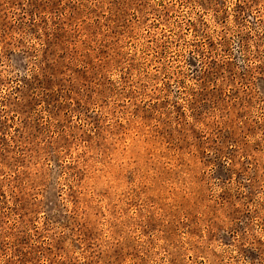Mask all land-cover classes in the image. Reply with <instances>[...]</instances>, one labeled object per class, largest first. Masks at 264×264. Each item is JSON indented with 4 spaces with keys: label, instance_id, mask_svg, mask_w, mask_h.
I'll use <instances>...</instances> for the list:
<instances>
[{
    "label": "rangeland",
    "instance_id": "obj_1",
    "mask_svg": "<svg viewBox=\"0 0 264 264\" xmlns=\"http://www.w3.org/2000/svg\"><path fill=\"white\" fill-rule=\"evenodd\" d=\"M0 264H264V0H0Z\"/></svg>",
    "mask_w": 264,
    "mask_h": 264
}]
</instances>
